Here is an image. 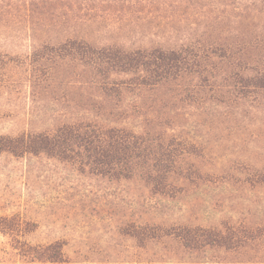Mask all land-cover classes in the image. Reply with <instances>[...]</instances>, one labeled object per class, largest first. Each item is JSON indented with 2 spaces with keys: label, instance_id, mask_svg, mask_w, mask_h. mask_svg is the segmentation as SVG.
I'll return each mask as SVG.
<instances>
[{
  "label": "rangeland",
  "instance_id": "rangeland-1",
  "mask_svg": "<svg viewBox=\"0 0 264 264\" xmlns=\"http://www.w3.org/2000/svg\"><path fill=\"white\" fill-rule=\"evenodd\" d=\"M26 1L0 2V135L16 136L30 127L49 130L79 100L77 87L64 81L36 88L27 81L34 72L62 73L63 62L50 49L58 39L149 48L192 36L202 27L203 15L210 14L208 8L226 0ZM181 134L204 147L201 156L181 162L182 168L193 164L201 175H193L161 207L160 224L150 230L157 237L151 240L141 190L130 182L81 173L73 164L43 155L0 152V264H242L239 253L194 251L174 235L182 225L237 224L246 204L254 212L255 189L244 185L240 191L238 183L219 172L233 160L255 159V154L232 146L236 139L224 131L187 128ZM133 201H138L135 209ZM54 242L61 245L60 261L33 258Z\"/></svg>",
  "mask_w": 264,
  "mask_h": 264
},
{
  "label": "trees",
  "instance_id": "trees-1",
  "mask_svg": "<svg viewBox=\"0 0 264 264\" xmlns=\"http://www.w3.org/2000/svg\"><path fill=\"white\" fill-rule=\"evenodd\" d=\"M215 6L192 36L149 48L58 39L50 49L63 62L62 73L34 72L27 81L32 88L64 81L77 87L79 100L49 130L30 127L16 136L0 135V152L43 155L73 164L81 173L130 182L141 190L151 240L157 237L150 230L160 224L161 207L193 175H201L193 164L181 167L183 159H196L204 149L181 132L224 131L236 139L232 146L255 154V159L238 158L219 172L238 183L240 191L244 185L255 189L254 212L246 204L237 224L182 225L174 236L194 251L236 252L242 264H264V0H226ZM137 204L133 201L132 208ZM60 246L51 243L33 258L60 261Z\"/></svg>",
  "mask_w": 264,
  "mask_h": 264
}]
</instances>
